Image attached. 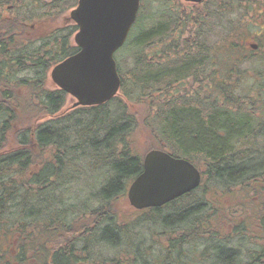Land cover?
Instances as JSON below:
<instances>
[{
    "label": "trees",
    "instance_id": "16d2710c",
    "mask_svg": "<svg viewBox=\"0 0 264 264\" xmlns=\"http://www.w3.org/2000/svg\"><path fill=\"white\" fill-rule=\"evenodd\" d=\"M76 3L0 0V264H232L245 240L259 242L246 264H264V0L184 2L190 10L179 0H150L147 10L140 0L114 55L118 95L61 112L66 93L48 87V71L78 50L77 26L57 23ZM251 71V91L236 92ZM189 81L192 94L182 87ZM139 101L149 132L138 135ZM10 136L14 147L4 150ZM145 136L143 145L201 167L207 189L135 211L128 222L113 202L142 170L146 150L136 145ZM75 188L85 197L78 204ZM212 193L228 202L256 197L257 210L239 205L253 209L254 227L239 221L219 239ZM146 219L159 226L149 245L131 235ZM101 244L117 254L94 252Z\"/></svg>",
    "mask_w": 264,
    "mask_h": 264
},
{
    "label": "water",
    "instance_id": "95a60500",
    "mask_svg": "<svg viewBox=\"0 0 264 264\" xmlns=\"http://www.w3.org/2000/svg\"><path fill=\"white\" fill-rule=\"evenodd\" d=\"M200 3L202 0H184ZM140 0H77L69 17L77 26L78 51L50 70L51 81L75 99L74 106L100 105L115 95L121 79L114 59L136 20ZM200 171L185 158L152 149L127 190L135 209L159 207L199 186Z\"/></svg>",
    "mask_w": 264,
    "mask_h": 264
},
{
    "label": "rangeland",
    "instance_id": "374dc122",
    "mask_svg": "<svg viewBox=\"0 0 264 264\" xmlns=\"http://www.w3.org/2000/svg\"><path fill=\"white\" fill-rule=\"evenodd\" d=\"M149 2H150V0H148V3L145 4L147 10H148L147 5H148V7H150V3ZM179 4L184 5L187 10H190V8H191L188 4H185L183 0H179ZM71 9H69V10H71ZM69 10L65 11L63 16L57 19V23L64 24V25L73 24L72 20L69 17ZM209 22H211L213 24L214 20H210ZM46 23L47 22L42 23L43 24V25L41 24L42 27L43 26H47L48 24H46ZM54 25L55 24H52L48 28H51ZM223 26H225V28H226V22L225 21H223ZM225 33H226V30H224L222 32V35H224ZM249 40H250V43H252V44L255 42V41H252L251 39H249ZM249 40H247V42ZM71 42L73 43V38L72 37H71ZM126 50H127V48L124 49L125 53L127 52ZM257 50H258V53L260 54V52H262L264 49L259 48ZM206 62H207V60H206ZM124 64H125L126 67L129 66L128 60ZM217 67H220V65H218ZM247 67H250V66H247ZM251 67H253L254 72H255V66L251 65ZM252 72L253 71H251L249 74H247V76L244 79L239 81L240 83H239V85H238V87L236 89V92L238 91V93L241 92L243 94V92L245 93V92H247L249 90L251 91L252 76H253ZM240 77H241V75L239 76V78ZM47 84L50 87V89L56 88V86L53 84V82L51 80H49V81L47 80ZM182 87L184 89H186L188 91L187 93H189V94H192L195 91V88H196L195 84L190 82V81L187 82L186 84H184ZM73 102H74V99L68 95L67 96V100H66V104L64 105L62 111L67 110V109L69 110L72 107ZM144 103H141L140 101L139 102H135V103H133L134 106L132 108L133 112L137 114V123H138V125L136 127L135 134H138V135L142 131L145 134H147L149 132L148 127L146 125H144V122H143V119L146 118L147 115H148V110L143 105ZM41 120H42V118L39 119V121H41ZM20 126H22V125H15V129H18ZM263 137H261V138L263 139ZM8 142H9V144H8ZM146 142H147V138L145 136L144 140H142L141 142L137 143L136 151L141 153V149H144V150H146V151H144L146 153L149 150H151V147H150L151 141H149V143H147L146 145H143ZM14 144H15V142H14L12 136H10L7 139V143H6V146H5L4 150H8L11 147H14ZM263 146H264V143L262 144L261 147H263ZM147 148H150V149H147ZM199 165H201V164H199ZM198 170H201V167ZM201 187H203L205 190L207 189L206 186L202 185V186L199 187L197 192H200ZM218 189H220V188H218ZM68 190H69V188H67V191ZM210 190H212V189H210ZM71 192L73 193V195H72L73 198L71 196V200L73 202H76L78 204L79 200L85 199V197L80 194L81 193V189H76L75 188V189H72ZM221 194H223V193H216V194L212 193L209 196H207V198L209 197V199H210V203L212 201L213 203H215L217 205V208H218V211H217V214H218L217 222L218 221L219 222H218L217 226L220 227V228H217L218 233H220L218 238L222 240L223 238L226 239V236L231 235V233L233 231V226L235 224H238L239 221H242L245 225L251 224L250 223V221H251L252 225L254 227L255 219L250 220V218L253 216V213H254V211H252V210L253 209L257 210L256 206H259V204L255 200L256 197L254 198V202H252V203H248V201H246V200H235V199H233L232 202H228L226 197L225 198L221 197V200H218V196H220ZM241 195H243V197L248 196V194L246 192L245 193H240V196ZM243 197H241V198H243ZM187 199H188V197H185L184 199L182 198V201L185 202ZM241 202H244L245 204L248 205V207L253 208V209L249 210V213H248V211L246 212L244 209L241 210V208L239 207ZM89 204H90V208H93L95 206V203L94 204L89 203ZM113 210L117 213V215L119 217H122L123 219H128L127 220L128 222L130 220H134V217H136V213H134L135 212L134 209L130 206L129 201H128L127 196H126V193H125L124 196L117 198L115 200V202H113ZM244 213H247V214L243 215ZM123 224H125V222H123ZM132 227L133 226H131V228ZM158 228H159V226H158V224H156V222L152 223L150 220H147V219L144 222V220H143V221L140 222L139 225L137 224L136 228L132 231V233H133V234H131L132 235V240H137V242L143 241L144 245H149L150 243H153V240L155 239V237L152 238L151 234L149 235V231H151V230L158 231L159 230ZM254 232H256L255 229H254ZM176 234H177V232L172 233L170 235L175 236ZM233 239L235 241H232L230 246H232L233 244L238 245L237 241H240L239 239L242 240L243 236L242 235H237V238H233ZM157 243H159V242H157ZM256 243H259V242L258 241L248 242L246 240L243 241L242 242V246H241V250H240L239 254L237 256H235L236 258H235L234 261H232V264H246V262L248 260L247 259V251H248V254H249V252H250V254H252V250L256 247L255 246ZM94 252H96L97 254H101L103 256H106V255L112 256V255L117 254L118 249L116 250L114 248L109 247L108 245L101 244L100 245V252H99L98 248H96L94 250ZM192 262H195L193 264H200L199 262L194 261V260H192ZM204 264H207V263L204 262Z\"/></svg>",
    "mask_w": 264,
    "mask_h": 264
},
{
    "label": "flooded vegetation",
    "instance_id": "af4514ba",
    "mask_svg": "<svg viewBox=\"0 0 264 264\" xmlns=\"http://www.w3.org/2000/svg\"><path fill=\"white\" fill-rule=\"evenodd\" d=\"M66 100H67V95H66ZM66 100H65V103H64V105L66 104ZM64 107V106H63ZM175 229H177V227H175Z\"/></svg>",
    "mask_w": 264,
    "mask_h": 264
}]
</instances>
